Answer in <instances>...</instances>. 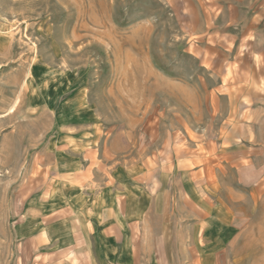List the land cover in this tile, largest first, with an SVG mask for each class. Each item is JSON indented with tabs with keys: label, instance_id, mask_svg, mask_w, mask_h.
I'll use <instances>...</instances> for the list:
<instances>
[{
	"label": "rangeland",
	"instance_id": "374dc122",
	"mask_svg": "<svg viewBox=\"0 0 264 264\" xmlns=\"http://www.w3.org/2000/svg\"><path fill=\"white\" fill-rule=\"evenodd\" d=\"M166 171L200 222L171 264H264V0H0V264L67 174Z\"/></svg>",
	"mask_w": 264,
	"mask_h": 264
},
{
	"label": "crops",
	"instance_id": "0c3cea01",
	"mask_svg": "<svg viewBox=\"0 0 264 264\" xmlns=\"http://www.w3.org/2000/svg\"><path fill=\"white\" fill-rule=\"evenodd\" d=\"M169 177V171L159 174L156 191L153 181L137 180L118 192L107 187L86 192L78 176L67 174L61 190L76 188L75 194L53 193L51 208L30 210L14 226L16 264H171L181 241H199L200 222L196 202L182 207L171 200ZM180 220L195 236L178 232Z\"/></svg>",
	"mask_w": 264,
	"mask_h": 264
}]
</instances>
